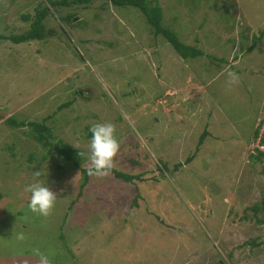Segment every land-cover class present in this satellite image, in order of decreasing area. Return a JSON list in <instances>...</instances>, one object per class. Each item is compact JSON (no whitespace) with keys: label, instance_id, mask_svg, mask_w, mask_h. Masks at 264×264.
I'll use <instances>...</instances> for the list:
<instances>
[{"label":"rangeland","instance_id":"obj_1","mask_svg":"<svg viewBox=\"0 0 264 264\" xmlns=\"http://www.w3.org/2000/svg\"><path fill=\"white\" fill-rule=\"evenodd\" d=\"M152 2L202 55L180 56L133 6L0 0V36L49 9L44 38L0 37V264H37L36 250L50 264H264V151L251 158L264 143V0ZM11 117L49 125L50 145ZM102 122L116 126L114 168L138 178L82 184L52 147L87 153ZM36 181L57 194L47 217L28 207Z\"/></svg>","mask_w":264,"mask_h":264},{"label":"trees","instance_id":"obj_2","mask_svg":"<svg viewBox=\"0 0 264 264\" xmlns=\"http://www.w3.org/2000/svg\"><path fill=\"white\" fill-rule=\"evenodd\" d=\"M49 4L52 6L55 5H77V4H83L87 5L88 3L92 2L93 0H47ZM110 2L111 4L115 6H133L139 9V11L142 13V15L145 17V20L147 23L153 28L154 33L157 35H162L175 49V51L182 56L183 58H194L197 56H200L203 54V52L196 48L195 46H191L189 44H185L182 42L178 36L176 35V32L173 31L170 28L164 27L162 25V10L159 4L153 3L152 0H105ZM49 14V9L47 6H43L42 8H36L35 14L30 19L29 14L23 15V19L28 20L30 19L29 27L27 30L18 33V34H12L9 36H0L1 38L9 39L14 43H20V42H26L33 39H42L46 35L45 27H44V19ZM259 35H262L260 33ZM260 38V37H259ZM258 38V39H259ZM252 45L249 46L251 48ZM222 59V58H220ZM71 102L67 101L62 104H60L58 107H64L68 106ZM9 122L12 125H28L32 130V135L34 139L41 143L43 146L50 145V139L52 137V129L49 125H47L44 122H38L34 120H30L25 122L23 121H16L14 118H8ZM257 134V129L254 132V135ZM203 136H200L198 139V143L202 142ZM52 147L54 148L55 152L61 156L64 160H67L68 162L72 163L73 165L80 167L81 172L83 173L84 180L82 184H84L88 179L87 174V167H81V161L82 157H79L78 152L82 150L76 149L66 142H63L61 140H57L52 144ZM258 156H251L252 159H259L260 156H263V152L260 150H257ZM112 174L118 178H121L124 181H131L134 178H138V175H131L126 172L113 169ZM257 207V206H256ZM255 208V207H254ZM252 245H256V241L252 240L250 241Z\"/></svg>","mask_w":264,"mask_h":264},{"label":"clouds","instance_id":"obj_3","mask_svg":"<svg viewBox=\"0 0 264 264\" xmlns=\"http://www.w3.org/2000/svg\"><path fill=\"white\" fill-rule=\"evenodd\" d=\"M239 76L229 70L227 72V84L229 86L239 83ZM91 139L88 144V152H78L79 157H86L89 161L87 174L89 176L106 177L115 167V157L120 148L116 137V126L111 122L96 123L89 129ZM79 149V145H75ZM39 177L41 173H34ZM25 191L31 193L28 207L31 212L47 217L51 214L57 194L48 186L39 181L33 182L25 187ZM23 233L17 235L18 240H23ZM39 257L37 264H50L48 257L36 250Z\"/></svg>","mask_w":264,"mask_h":264},{"label":"built area","instance_id":"obj_4","mask_svg":"<svg viewBox=\"0 0 264 264\" xmlns=\"http://www.w3.org/2000/svg\"><path fill=\"white\" fill-rule=\"evenodd\" d=\"M261 137L259 136V139ZM260 141L258 142L257 146L261 149V151H264V143L261 144V146L259 145Z\"/></svg>","mask_w":264,"mask_h":264}]
</instances>
